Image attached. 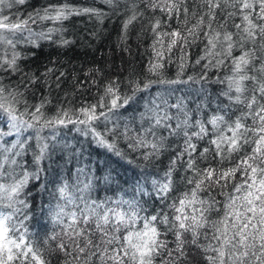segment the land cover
Wrapping results in <instances>:
<instances>
[{
  "label": "snow or ice",
  "instance_id": "obj_1",
  "mask_svg": "<svg viewBox=\"0 0 264 264\" xmlns=\"http://www.w3.org/2000/svg\"><path fill=\"white\" fill-rule=\"evenodd\" d=\"M25 2L26 0H0V46H5L0 68L7 65L5 70L10 69L13 72L17 70L19 54L14 50L19 43L38 47V40H50L53 34L59 31L55 27H50L46 31L34 32L30 27V21L32 23H36L37 20L51 21L56 24L72 15L89 14L98 19L105 15L94 8L76 9L67 4L49 6L42 13L29 14L26 19H13L10 13L5 14V9L11 10L15 5H23ZM104 2L115 9L119 0ZM141 2H145L146 7L153 12L159 10L164 13L169 20L174 14L179 19L182 11L186 17L184 23H188L187 0H141ZM201 3L206 10L199 14L191 13L195 23L186 29V34L181 30L164 31L161 20L155 19L152 25L153 58L149 62L148 72L160 78L156 81L146 80L143 83L130 81L131 95H121L119 84L114 81L105 86L96 103L75 110L60 108L53 116H47L43 111L47 101L34 105L31 110L25 107L21 112L17 107L20 102L17 99L19 94L0 84V119L5 120L6 129H0V180H6L8 177L12 179L11 183L0 182V264H32L33 261L36 264H45L34 250V242L29 238L30 233L25 221L30 217L22 211L28 207L25 200L20 197L30 175L24 172L22 178L16 179L15 169L23 167V162L18 163L17 158L23 157L31 150L30 142L34 140L36 151L33 152V161L38 172L42 171V162L50 159L57 150L60 129L68 128L69 125L80 136L90 138L92 143L117 156H122L121 150L117 147V141L120 139L128 141L129 147L134 151L147 149L142 153L144 160L158 156L164 148L163 137L157 135L160 128L167 130L169 135L182 134L185 137V146L183 151L177 154L176 160H182L186 153L187 170L194 175L186 180L192 187L169 205L172 209L171 219L167 214L161 216L159 213L141 216L140 205L136 199L121 198L104 202L86 200L85 194L91 188L90 183H83L82 187L74 190H70L67 182L62 183L57 188V193L59 199L64 200L66 204H58V210L54 215L60 223L63 222L60 218L65 215L71 220V223L66 225L68 231L65 234L75 243V248L69 250L63 243L58 245L66 256L74 260L84 256V264H92L94 257L99 264H157V258L161 257L163 250L167 252L170 260H161L160 264H181V261L187 258L185 248L187 244L201 250L206 264H264V62L258 68L253 63L257 59L254 54L256 46L258 45L264 52V0H201ZM136 8V0H132L128 9L131 15L123 25L125 30L139 15H143L142 12L138 13ZM225 9H232L227 12V17L233 19V22L236 18L240 20V23H233L237 30L235 33L213 27L217 10ZM220 28L223 29L222 24ZM158 29L160 30L157 31ZM201 32L206 40L205 55L201 57L208 61L205 67L212 65L219 68L225 59L231 60L232 75L227 77L228 92L225 95L232 103L242 105L243 109H246L235 120L227 121L223 115H216L207 122L211 124L214 136L209 143L214 145V152L220 157L221 163L230 159L234 152H240L245 145L250 148L234 166L219 171L212 167L201 170L196 166V160L193 158L196 145L192 143V138L194 136L203 139L209 132L205 123L197 121L198 131L189 135L187 129L192 125L189 124L183 99L170 104L163 93H157L145 106V113L141 114V129L136 131L135 135H130L135 130L127 123L121 125L120 117L117 115L118 110L126 108L138 92H147L153 84L168 86L188 84L191 77L189 80L179 78L165 80L160 70L164 67L165 56L171 60L172 49L179 44L182 71L185 62L183 52L189 42L188 37L198 38ZM165 37L169 39L165 41ZM60 42L65 45L69 43L63 39ZM246 44L253 47L246 48ZM237 47L241 54L233 56V50ZM7 48L13 49L10 59L7 58ZM209 57L223 58L213 64ZM253 71L258 72L259 76L252 75ZM249 81L251 87L246 83ZM232 92L235 93L234 96L230 95ZM169 108H175L184 116L183 120L175 117V127L170 123L174 117L169 113ZM144 120L149 121L147 126L143 125ZM249 120L251 123H248ZM101 125L103 131L99 128ZM46 129L47 136L43 135ZM26 133L29 135H25ZM9 137L14 139H6ZM64 147L67 148L68 145L65 144ZM208 152L209 148H204L201 156ZM176 160L171 162L162 182L152 181L156 195L162 200L173 190L172 172ZM77 172L83 174L84 170L78 168ZM237 172L241 174V180L233 186L231 193L221 192V195H225L222 204L214 197L206 200L199 195L211 185L227 187L228 181L234 180ZM221 181L224 183L221 184ZM137 191L148 194L139 184ZM77 192L80 195H77ZM69 204L79 209V213L77 211L66 213L65 207ZM124 205H127V209ZM213 212L217 213L215 218L211 216ZM21 213V218L17 220V214ZM89 223L94 225V231L99 234L98 242L92 239V232L86 230ZM160 225L165 228L163 233ZM168 232L175 237V247L171 250H168L166 241L161 239V236ZM81 237L82 246L78 242V238ZM201 237L208 241L206 245L200 243ZM73 252L77 255L74 256ZM66 264L71 262L66 261Z\"/></svg>",
  "mask_w": 264,
  "mask_h": 264
},
{
  "label": "trees",
  "instance_id": "obj_2",
  "mask_svg": "<svg viewBox=\"0 0 264 264\" xmlns=\"http://www.w3.org/2000/svg\"><path fill=\"white\" fill-rule=\"evenodd\" d=\"M132 0H119L118 7L110 8L104 0H26L23 5H15L11 10L5 9V14H11L13 19H26L29 14L43 12L49 6H58L67 4L76 9L94 8L105 13L102 19L94 15L81 14L72 15L68 19L53 24L51 21L29 22L34 32L46 31L50 27L59 29L53 34L50 40H38L39 46H33L27 43H19L14 51L19 54L16 62V71L0 68V84L8 90H14L19 95L20 101L17 107L24 111L25 107L30 110L34 105L47 101L43 111L47 116H53L60 108L79 109L81 106H87L96 103L104 92L107 84L116 82L119 84L121 95H131L130 81L136 80L141 83L146 80L156 81L160 77L148 72L149 62L153 58L152 44L154 34L152 25L155 19L161 20V27L164 31L181 30L186 34V29L195 23V18L191 13L197 14L205 11L201 0H187L189 7L188 23L184 21L186 17L181 11L179 19L173 15L169 20L164 13L159 10L153 12L146 7L145 2L136 0V11L142 12L138 18L125 30L123 25L131 12ZM217 10L216 20L213 21V27L218 30H227L236 32L233 23H240L239 18L233 19L227 17V12ZM207 22V17H205ZM223 25V29L220 25ZM158 29L157 31H159ZM61 39L69 41L68 44H62ZM165 41L169 38L165 37ZM188 44L184 48L185 62L183 70L180 69V45L172 49L171 60L165 56L164 67L160 70L162 78L165 80L181 79L189 80L188 84H179L174 86L153 84L147 92H138L135 99L130 102L126 108L118 110L121 125L127 123L135 131L130 135H135L136 131L141 129V114L145 113V106L149 104L157 93H163L170 104H174L178 99H183L185 111L188 112L189 124L187 129L189 135L198 131L197 121L205 123L209 135L203 139H197L193 136L192 143L196 145L193 158L196 160V166L203 170L208 167L222 170L234 166L237 160L249 151V146L245 145L240 152H234L230 159L220 162V157L214 152V145L209 141L214 138L212 135V126L207 122L216 115H223L225 120L231 121L239 117L243 109L242 105L232 103L228 96L227 77L232 75V65L230 59L219 68L208 64V61L201 59L205 55L206 40L201 32L198 38L188 37ZM246 48H252L253 45L246 44ZM254 65L256 68L264 62V52L258 45L256 46ZM5 46H0V59L4 57ZM219 51V48H217ZM13 49L7 48V58H11ZM240 49L233 50V56H239ZM223 57H209L213 64L216 60ZM200 62L197 63L196 61ZM252 75L259 76L258 72L253 71ZM203 77V79H201ZM199 81V82H196ZM251 87V81L246 82ZM171 88V94L169 90ZM248 93H246L247 95ZM230 95L234 96L232 92ZM107 103V100H105ZM150 106V105H149ZM169 113L174 117L170 123L175 127L176 119H184V116L177 112L175 108H169ZM148 120L143 121L147 126ZM251 123V120L248 121ZM111 126V125H109ZM103 131V126H99ZM0 129H5V120L0 119ZM183 130H181L182 132ZM25 135H29L26 133ZM43 135H48L46 129ZM157 135L163 137L164 148L158 156L149 160L142 158V153L147 149L134 151L129 147L128 141L120 139L117 141V147L121 150L122 156H117L104 148L98 147L90 141V138L80 136L79 133L72 130V126L60 129V141L57 150L50 159L42 162V171L38 172L37 166L33 161V152L36 151L35 141L30 142V149L23 157L17 158L18 163L23 162V167L15 169L16 179L22 178L24 172L29 173L30 179L20 197L25 200L28 207L23 209L30 219L25 224L30 233V239L34 242V250L45 261V264H84V256L79 260L66 256L60 250L58 245L63 243L69 250L75 248V243L65 234L68 229L66 225L71 223L70 218L65 215L58 222L54 213L58 210L57 205H65L64 200L59 199L57 188L64 182L70 185V190L82 187L83 183H90L91 188L85 194L86 200H96L97 202L116 201L119 199H136L140 205V215L150 216L159 213L161 216L167 214L171 219L172 204L178 196L192 187L186 183L188 178L194 174L187 170L186 161L188 159L185 153L182 160H176L178 153L182 152L185 146V137L182 134L169 135L168 131L160 128ZM231 135V133H228ZM151 138V137H149ZM8 140L14 137L6 138ZM68 147L65 148L64 145ZM204 148H209V152L203 157L201 153ZM75 149V152H73ZM173 160H176L175 169L172 172L173 190L163 200L160 199L153 188L152 181H163L165 173L169 171V166ZM78 168L84 170L83 174L77 172ZM36 173V176L32 174ZM215 179V177H213ZM241 180V174L236 173L234 180L228 181L227 187L221 188L218 185H211L199 195L206 199L225 201V195L233 191V186ZM2 183H11V177L6 180H0ZM224 181H221L223 184ZM138 184L148 193L147 195L138 192ZM77 195H80L77 192ZM79 203V201H78ZM18 207H22L18 205ZM83 207V205H81ZM127 209V205H124ZM9 211V209H3ZM79 209L73 205H67L65 212L70 213ZM102 211V210H101ZM17 214L16 219L21 218ZM213 218L217 216L216 212L211 214ZM83 226V225H82ZM163 233L165 228L160 225ZM86 230L92 232V239L99 240V234L94 231V225L89 223ZM54 237V239H53ZM161 239L166 241L168 250L175 247V237L171 232L162 235ZM190 239V237H188ZM78 242L83 245V238H78ZM200 243L206 245L208 241L201 237ZM187 258L181 261V264H206L203 259V253L200 249L192 245H185ZM73 255H77L73 252ZM86 255V254H85ZM169 261L167 252L162 250L161 257L157 258V264L160 261ZM32 264H36L35 261ZM92 264H99L94 257Z\"/></svg>",
  "mask_w": 264,
  "mask_h": 264
}]
</instances>
